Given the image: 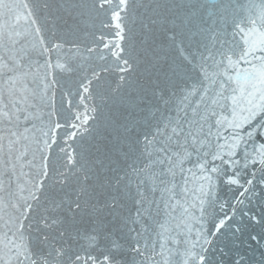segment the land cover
I'll list each match as a JSON object with an SVG mask.
<instances>
[{
  "label": "snow or ice",
  "instance_id": "snow-or-ice-1",
  "mask_svg": "<svg viewBox=\"0 0 264 264\" xmlns=\"http://www.w3.org/2000/svg\"><path fill=\"white\" fill-rule=\"evenodd\" d=\"M136 4L79 0L82 15L107 17L101 29L108 30L80 44L55 39L54 22L50 37L32 28L28 0H0V264H212L210 237L242 231L228 223L237 205L259 222L244 208L256 195L257 172L264 185V9L259 29L255 20L247 30L235 25L240 41L234 35L229 43L187 18L170 19L159 4L132 21ZM257 31L260 39L250 40ZM28 35L33 41L21 43ZM137 60L146 68L132 82ZM111 71L124 112H110L99 126L94 88ZM59 73L77 78L61 81ZM221 184L239 193L209 233L205 205H214Z\"/></svg>",
  "mask_w": 264,
  "mask_h": 264
},
{
  "label": "water",
  "instance_id": "water-1",
  "mask_svg": "<svg viewBox=\"0 0 264 264\" xmlns=\"http://www.w3.org/2000/svg\"><path fill=\"white\" fill-rule=\"evenodd\" d=\"M28 3L34 10L35 19L37 20V25L32 26V28L40 26L44 30L46 37H50V30L53 22L57 29V36L55 39L63 38L66 41H75L80 44H90L94 34L99 35L100 31H108L107 29H101V21L106 20L107 17L104 15H97L96 12L82 15L81 9L75 6L79 3V0H71V3L66 2V0H28ZM45 4L48 5L47 8H45ZM157 4L171 9V11L165 13L170 19L175 18L177 15L181 18H187L194 24L208 29L209 31L204 34L205 36H211L214 32L220 33L221 38L227 39L229 43L233 41L234 35L235 40L237 42L240 41V36L236 34L238 29L235 25H240V27L247 30L251 27L249 20H255L256 28L259 29L260 16L262 9H264V0H137V4L133 6L134 13L132 21H138L145 13L150 14L148 6L151 5V7H155ZM16 11L17 14L21 16L17 28L20 31H24L28 28V24L23 18L26 10L19 8ZM132 21L129 22V27L132 29L133 33H139V23H133ZM12 23H16L15 19H13ZM193 30L195 31L196 29ZM197 38L199 39V37ZM249 39L258 41L260 39L259 32L250 33ZM32 41L33 36L28 35L26 40H21V43ZM158 42L161 44L167 43L162 33L159 34ZM19 47L20 45L18 44L17 48ZM79 62V57L71 61L73 67ZM91 63L96 67L101 66L95 59H93ZM145 68L146 63L142 60H137L135 62V67L129 73L130 81L135 82L141 79ZM102 76V87L94 88V94L97 95L96 103L101 109L98 116L99 126L103 125L110 112H124V109L119 107V98L112 96V89L116 86L118 78L117 73L111 71L103 73ZM57 78L61 81H75L77 77L75 73H59ZM73 88H75V84H73ZM126 91H131V89H126ZM101 95L108 97L106 102L101 101ZM60 96L61 93L57 90L56 106L58 110L62 111ZM63 114L67 116L66 112ZM62 136L63 131L61 130V137ZM84 136L86 142L91 139L87 133H85ZM60 146H63L62 138L58 141V144L54 146V152H58ZM260 178V173L257 172L256 182L254 184L256 195L252 196L250 202L245 200L247 207L244 208V211L250 212L257 217L259 222H254L247 216H242L239 211L240 206L237 205V214L235 218L228 221V223L232 225L239 224L242 231L234 235L232 229L221 228L220 232L214 238L210 237L212 243L209 247L212 251L209 252V256L212 259V264H234L238 256L243 257L241 264H264V185L259 183ZM191 186L192 185H190V187ZM68 187H75V185L70 181ZM238 193L239 189L230 191L227 186L223 184L219 185L214 205L211 207L208 204L205 205L208 209L206 227L209 233H211L214 225L218 223L219 219H222L225 213L230 211V207ZM249 195H251V193H249ZM224 201H227L228 205L221 211L220 203ZM128 208H131V202L128 203L125 214ZM177 215H179V212H177ZM157 219L163 220L164 217L161 216ZM151 226L155 227V224ZM83 227L87 228L88 225H83ZM116 235L120 237L122 234L117 232ZM253 236L257 239H252ZM84 243L83 240L77 241L74 246ZM121 243L127 246L131 241L122 239ZM106 244V241H100L101 247L106 246ZM221 248H223L226 254H221L218 251ZM93 254L100 255V252L94 250Z\"/></svg>",
  "mask_w": 264,
  "mask_h": 264
}]
</instances>
